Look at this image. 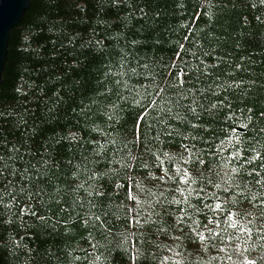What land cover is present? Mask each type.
Masks as SVG:
<instances>
[{"label": "snow or ice", "instance_id": "obj_1", "mask_svg": "<svg viewBox=\"0 0 264 264\" xmlns=\"http://www.w3.org/2000/svg\"><path fill=\"white\" fill-rule=\"evenodd\" d=\"M223 2L180 0L177 7L188 19L170 29L167 58L142 63L123 55L121 68L135 66L114 79L109 62V83L97 93L105 101L96 113L103 122L90 129L81 125L96 135L68 130L55 140L83 148L86 179L80 180L73 157L64 161L72 166L71 180L57 176L63 185L57 187L50 172L59 168L57 161L44 153L35 163L25 161L26 155L36 158V151L0 144V224L11 225L8 217H14L27 230L75 232L73 239L85 245L79 248L83 257H74L80 264H112L115 252L125 264H185L181 248L201 258L212 253L210 261L264 264V109L246 100L244 107L233 103L254 81L241 91L246 81L221 66L242 65L218 55L211 28L197 25L200 20L211 25L209 9ZM139 12L146 15L143 7ZM110 43L90 38L84 46L103 51ZM91 111L81 109L85 122ZM121 113L126 115L118 119ZM252 188L257 191L249 193ZM12 243L19 247L15 237ZM256 248L260 251L251 255Z\"/></svg>", "mask_w": 264, "mask_h": 264}, {"label": "trees", "instance_id": "obj_2", "mask_svg": "<svg viewBox=\"0 0 264 264\" xmlns=\"http://www.w3.org/2000/svg\"><path fill=\"white\" fill-rule=\"evenodd\" d=\"M179 2L31 0L22 21L10 32L8 57L0 83V113H5L0 117V144L20 147L21 153L26 148L35 150L37 157L26 155L25 161L35 163L40 153H44L45 159L51 157L57 161L59 168L50 170L51 183L57 187L63 186L57 183V176L61 182L71 180L72 166L64 161L73 157V163L79 165L80 180L86 179L88 172L80 161L83 148L66 140L56 144L55 140L68 130L87 134L89 138L96 135L86 132L81 125L90 129L94 123L103 122L96 113L105 101L97 93L109 83L110 77L105 75L109 62L114 79L135 66L133 62L121 68L123 55L129 61L135 57L143 63L150 57L167 58L171 54L169 41L173 32L170 29H176L188 19L183 9L177 7ZM141 7L146 12L143 18L139 12ZM209 11L214 22L209 25L200 20L197 25L205 31L211 28L218 55L227 62L242 65L240 70L228 69L227 63L221 67L246 81L241 91L247 87V81H254L250 91L239 99H230L240 107H244L246 100L249 106L264 109V23L255 19L260 16L264 20V5L259 0H224L222 7H212ZM107 37H112L111 43ZM90 38L103 40L104 45L110 43V46L103 51L100 46L85 47ZM132 39L146 42L128 44ZM88 107L92 108L88 113L91 120L85 122L81 109ZM124 115L121 113L117 118ZM131 123L128 115L127 126ZM117 146L123 147L119 139ZM255 191V188L249 189V193ZM8 218L14 221L11 225L0 224V264H80L74 257H83L79 248L85 245L78 238L73 239L75 232L27 230L14 217ZM13 237L19 247L12 243ZM247 243L251 245L253 240ZM178 250L182 251L185 264H229L226 260L210 261L212 253L201 258L190 248ZM259 251L256 248L250 254L255 256ZM112 264H125L119 252L113 253Z\"/></svg>", "mask_w": 264, "mask_h": 264}, {"label": "water", "instance_id": "obj_3", "mask_svg": "<svg viewBox=\"0 0 264 264\" xmlns=\"http://www.w3.org/2000/svg\"><path fill=\"white\" fill-rule=\"evenodd\" d=\"M30 5L31 0H0V83L8 57L10 32L22 21Z\"/></svg>", "mask_w": 264, "mask_h": 264}]
</instances>
